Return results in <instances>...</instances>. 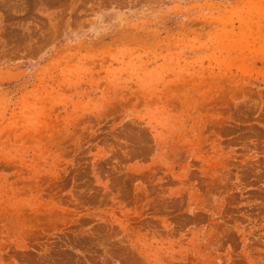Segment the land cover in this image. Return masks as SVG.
Masks as SVG:
<instances>
[{"label":"rangeland","instance_id":"rangeland-1","mask_svg":"<svg viewBox=\"0 0 264 264\" xmlns=\"http://www.w3.org/2000/svg\"><path fill=\"white\" fill-rule=\"evenodd\" d=\"M0 264H264V0H0Z\"/></svg>","mask_w":264,"mask_h":264}]
</instances>
